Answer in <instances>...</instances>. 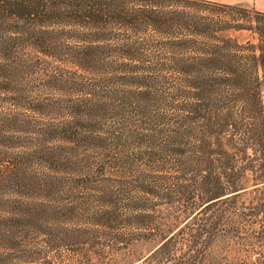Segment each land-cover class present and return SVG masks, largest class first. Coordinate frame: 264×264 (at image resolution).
I'll use <instances>...</instances> for the list:
<instances>
[{"label":"trees","instance_id":"obj_1","mask_svg":"<svg viewBox=\"0 0 264 264\" xmlns=\"http://www.w3.org/2000/svg\"><path fill=\"white\" fill-rule=\"evenodd\" d=\"M0 264H264V11L0 0Z\"/></svg>","mask_w":264,"mask_h":264},{"label":"rangeland","instance_id":"obj_2","mask_svg":"<svg viewBox=\"0 0 264 264\" xmlns=\"http://www.w3.org/2000/svg\"><path fill=\"white\" fill-rule=\"evenodd\" d=\"M215 1L227 3V4H235V3L246 4L248 6H252L255 9L264 6V0H215ZM237 34L239 37L245 36V33H237Z\"/></svg>","mask_w":264,"mask_h":264},{"label":"crops","instance_id":"obj_3","mask_svg":"<svg viewBox=\"0 0 264 264\" xmlns=\"http://www.w3.org/2000/svg\"><path fill=\"white\" fill-rule=\"evenodd\" d=\"M258 9H260L261 11H264V6L259 7Z\"/></svg>","mask_w":264,"mask_h":264}]
</instances>
